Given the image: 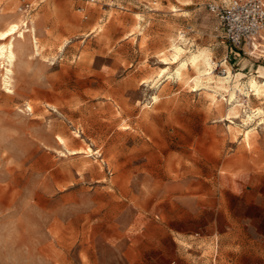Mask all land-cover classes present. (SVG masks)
Returning <instances> with one entry per match:
<instances>
[{
	"label": "rangeland",
	"instance_id": "obj_1",
	"mask_svg": "<svg viewBox=\"0 0 264 264\" xmlns=\"http://www.w3.org/2000/svg\"><path fill=\"white\" fill-rule=\"evenodd\" d=\"M227 1L0 0V264H264V39Z\"/></svg>",
	"mask_w": 264,
	"mask_h": 264
},
{
	"label": "built area",
	"instance_id": "obj_2",
	"mask_svg": "<svg viewBox=\"0 0 264 264\" xmlns=\"http://www.w3.org/2000/svg\"><path fill=\"white\" fill-rule=\"evenodd\" d=\"M211 14L219 19L224 36L232 47L255 51L264 39V0H228L207 3Z\"/></svg>",
	"mask_w": 264,
	"mask_h": 264
},
{
	"label": "bare ground",
	"instance_id": "obj_3",
	"mask_svg": "<svg viewBox=\"0 0 264 264\" xmlns=\"http://www.w3.org/2000/svg\"><path fill=\"white\" fill-rule=\"evenodd\" d=\"M17 31H19L20 34H23V31L19 30V24L16 22H13L11 24L8 25V27L3 30L0 31V40H4L9 36H12L13 34H15ZM179 36H182V32H180ZM12 42H9L7 44H2L0 45V55L1 56H6V58L8 59V62L11 63L13 58H14V53L12 51ZM183 49L177 45H173V55L177 56ZM3 62V61H2ZM190 62L191 65L196 67V69L198 70V74H196L193 78L192 81L194 82V85H198L200 83V80L204 77L207 80L212 79V68H213V64L212 61L210 60V57L208 55V53H206L205 51H199L195 54H193L190 58ZM224 62V61H223ZM202 64L203 66V70H199V65ZM225 64V63H224ZM6 70V69H5ZM228 71L230 73V70L228 68ZM219 80V79H218ZM256 86V81L252 80L251 81V87L254 88ZM220 88H224L223 86H217L213 88V94H212V98L215 101V94H217V92L219 91ZM225 89V88H224ZM238 89V88H237ZM240 90V89H238ZM262 88H259V92H262ZM221 96H225L224 94L220 93ZM156 99L154 98V101ZM228 102H230L232 108L234 109L237 105L240 106L241 105V100L238 99V94L236 93V91L234 92H228V98H227ZM237 111V110H236Z\"/></svg>",
	"mask_w": 264,
	"mask_h": 264
}]
</instances>
